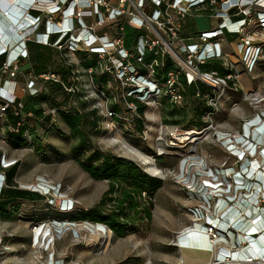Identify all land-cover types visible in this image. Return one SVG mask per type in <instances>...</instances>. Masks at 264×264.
Wrapping results in <instances>:
<instances>
[{"label":"built area","instance_id":"built-area-1","mask_svg":"<svg viewBox=\"0 0 264 264\" xmlns=\"http://www.w3.org/2000/svg\"><path fill=\"white\" fill-rule=\"evenodd\" d=\"M198 18L212 24L198 29ZM261 35L264 0H0V142L12 145L11 135H20L22 140L14 139L18 150L34 151L29 145L38 132L35 114L24 109L23 98L47 94L48 83H57L69 97L61 110L80 113L79 104H84L112 144L128 135L152 144L149 155L155 165L159 159H179L176 166L161 169L162 177L137 163L153 177H171L188 195L191 223L172 242L179 251L192 249L183 242L198 229L212 246L199 249L212 254L214 264H264L259 243L264 234V96L243 92L246 98L254 94L251 100L262 105L237 132L223 131L216 122L227 94L238 92L242 74L252 73L264 55ZM31 44L58 52L66 76L53 67L42 73L21 70ZM189 94L202 100L203 124L165 120L163 100L182 109ZM137 102L147 118L149 112L159 113L151 117L154 123L139 114ZM40 107L57 126L58 109L46 103ZM210 136L230 162L213 166L198 153ZM21 162L5 148L1 151L0 196L10 186L6 171ZM32 185L27 189L45 197L47 210L58 201L54 210L59 216H36L31 222L36 252L30 264H83L66 262L55 251L56 242L68 233L79 238L83 230L113 234L103 223L72 220L87 209L78 207L59 184L38 177ZM8 250L0 237V258Z\"/></svg>","mask_w":264,"mask_h":264},{"label":"rangeland","instance_id":"rangeland-1","mask_svg":"<svg viewBox=\"0 0 264 264\" xmlns=\"http://www.w3.org/2000/svg\"><path fill=\"white\" fill-rule=\"evenodd\" d=\"M198 22V29H204L212 24V20L209 18H198ZM261 37L264 40V35ZM50 52L55 61L59 63L58 52L55 50ZM231 60L238 63L239 57L232 54ZM29 67V64H25L21 66V70H26ZM61 68L63 69L59 71L65 72L63 75L66 76V67L62 65ZM96 81L98 80L96 79ZM238 86L240 87L238 92L234 91L227 94L222 109L216 118V122L221 126L220 129L231 133L240 130L242 121L253 115L256 106L261 107L262 105V102L257 104V101L251 100L254 94L246 98L243 92L249 91L259 94L261 97L264 96V55L252 73L242 74ZM230 88L231 90L234 89L232 83ZM228 96L230 98H227ZM163 103L161 113L165 120L172 118L169 121L178 120V122L187 125L195 119L197 126L204 122L201 99L188 98L182 109L165 99ZM137 104L139 105V114L146 121L154 123L153 118H147L146 112L143 111V105L138 102ZM79 106H82V103ZM150 108L151 106H147V109ZM117 110L122 111L121 108H117ZM175 112L178 115H175ZM93 113L95 114V112ZM56 128L47 134L45 139L48 145L42 149V152L30 151L29 149L18 150L16 157H19L22 162L16 183L21 189H27L32 187L38 177H45L51 183L59 184L62 192L73 198L78 207L95 210L97 206H100L101 196L108 189V181L92 178L89 172L76 162L77 157L72 151V145H75V142L81 144L85 140L76 135H70L63 122L59 124L58 121ZM123 137L125 140L122 139L120 143L112 144L109 140L110 136L102 129L86 130L85 136L92 150L135 163H139L138 160H140L145 169L155 176L162 177L161 169L166 166H176L178 163L177 157H167L159 159L158 166L155 165L153 159H150L145 165L144 154H152V144L128 135ZM2 145L5 149L9 148L0 142V147ZM198 153L205 155L208 158V163L213 166H221L225 161L230 162L226 151L214 136H210L198 146ZM57 205L58 201L56 200L51 205L52 208L47 210V202L28 203L20 201L12 205L16 206L13 209L9 210L8 208L4 213H0V237L10 249L0 258V262L3 261L4 264L24 262L30 264L36 252L35 247H32L31 222L36 216L47 219L49 216L58 215L54 210ZM188 205H191V202L188 200L187 193L171 177L167 176L154 195L153 217L150 222L138 221L135 231L125 236H119L120 231H116L115 234H105L97 229H93L92 232L80 231L79 238H74L68 233L62 240L56 242L55 251L60 257L65 258L66 262L70 263L79 261L83 264H186L182 261V252L172 242L177 235L176 233L191 223L187 210ZM107 209L109 208L107 207ZM182 251L190 257L199 256L190 250ZM203 259L210 261L211 258L205 256Z\"/></svg>","mask_w":264,"mask_h":264},{"label":"trees","instance_id":"trees-1","mask_svg":"<svg viewBox=\"0 0 264 264\" xmlns=\"http://www.w3.org/2000/svg\"><path fill=\"white\" fill-rule=\"evenodd\" d=\"M30 47L32 49L43 46L39 47L31 44ZM50 55V50L36 54V68L34 69L36 73H42L49 68ZM57 63L58 61H52L50 67H53L55 72L64 74L65 72L61 73L59 71L63 68ZM47 86L49 90L47 94L28 95L33 99L34 103L24 102V109L31 110L35 114L34 123L38 132H33L34 139L29 146L36 152H42V149L46 148L48 145L45 139L47 134L57 129V126L50 124L51 115H45L44 109L41 107L37 109V104L46 103L50 108L58 109L59 118L70 126L78 127L83 123V118L80 117L79 113L72 114L61 110L62 107L68 104L69 99L68 95L61 89V86L54 82H49ZM188 98H191L190 94ZM172 122L186 126L178 122V120ZM11 137L12 145L20 147V143H15L14 139L20 140L22 136L11 135ZM81 139L85 140V142L81 144L75 142L76 144L72 145V151L77 157L76 162L85 171H88L92 178L107 180L108 189L99 203L100 206H97L95 210L87 209L77 212L72 217V220L103 223L112 230L113 234L116 231H120L121 234L119 236L134 232L138 221L142 222L145 220L150 222L153 217L154 195L162 186L163 179L145 173L133 161H126L116 156L113 157L101 154L97 150H92L86 138L82 137ZM19 166L20 163L6 171L8 185L13 182ZM20 201L28 203L45 202V197L28 189L9 186L3 190L0 196V213H4L8 208L9 210L13 209L16 206L12 205ZM107 207L109 209L106 210Z\"/></svg>","mask_w":264,"mask_h":264},{"label":"crops","instance_id":"crops-1","mask_svg":"<svg viewBox=\"0 0 264 264\" xmlns=\"http://www.w3.org/2000/svg\"><path fill=\"white\" fill-rule=\"evenodd\" d=\"M33 45H36V44H33ZM39 47H40V45H38ZM31 48V47H30ZM45 47H41V48H32V49H30V57H29V59H27V60H23L22 61V63H21V66H23V65H25V64H29L30 65V67L28 68V69H26V70H23V71H29V70H34L35 68H36V54H39V52H41V53H44V52H46V50L44 49ZM46 49H47V47H46ZM48 50H52V49H50V48H48L47 49V51ZM51 57H50V62H48L49 63V67H50V65H52L51 64V62L52 61H55V59H54V57L52 56V55H50ZM23 102H28L29 104H32V103H34V101H33V99L32 98H30L28 95L27 96H24V98H23ZM47 105V104H46ZM83 107V109H80V108H82ZM36 108L38 109V108H40V105H38L37 104V106H36ZM47 108H50L48 105H47ZM79 109H80V113H79V115H80V117H82L83 118V123L81 124V125H79L78 127H75V126H70V125H68V124H66L62 119H60L59 120V124H61L62 122L63 123H65V125L67 126V128H68V130H69V133H70V135H76V136H78V138L79 137H83V138H85V136H86V130H92V129H94V130H96V129H98V123H97V120L95 119V117H94V113H93V111H87L86 109H85V106H84V104H82V106H80L79 107ZM45 111H46V109H44V113H45ZM92 114V116H90ZM45 115H48L47 113H45ZM149 116H151V117H154V118H158V116H159V113L157 114V113H155L154 111H152V112H149V114H148ZM12 118V117H11ZM5 129L6 130H8L7 129V127L5 126ZM8 134H9V132L8 131H6ZM77 138V139H78ZM9 148L7 149L6 148V150H7V152L9 153V155L11 156V157H16L17 155H18V147H15V146H13V145H9L8 146ZM4 149V146L2 145V147H0V155H1V151ZM13 150H14V152H16L17 151V153H14L13 152ZM16 150V151H15ZM19 169H20V167H19ZM19 169H18V171H17V173H16V175H15V178H14V180H13V182L11 183V184H9L11 187H17V188H19V186L17 185V181H16V179H17V175H18V172H19ZM91 176V175H90ZM104 195V194H103ZM103 195L101 196V199H102V197H103ZM180 252H182L183 253V251H181L180 250ZM188 252V251H187ZM190 252H194V253H197V254H199V256L198 257H201L202 259H203V257H205V256H208L209 257V255L208 254H205V253H201V252H196V251H191L190 250ZM182 256V255H181ZM204 262H206L204 259L203 260H200V261H196V262H194L193 264H202V263H204ZM184 263H186V264H191V263H188V262H184Z\"/></svg>","mask_w":264,"mask_h":264},{"label":"bare ground","instance_id":"bare-ground-1","mask_svg":"<svg viewBox=\"0 0 264 264\" xmlns=\"http://www.w3.org/2000/svg\"><path fill=\"white\" fill-rule=\"evenodd\" d=\"M150 159H152V157L151 156H149V155H147V154H144V161H145V165H146V163L150 160ZM35 185V186H34ZM34 185H32V187L34 186L35 188L37 187L36 186V184H34ZM253 218H254V216H252ZM234 220V219H233ZM235 221V220H234ZM261 223V222H260ZM259 223V224H260ZM262 226H264V223L262 222V224L260 225V227H261V229H262ZM255 228H252L251 230H254ZM191 230L192 229H188L187 231H185V233H187L188 234V232H191ZM263 230V229H262ZM246 238L247 237H241V239L242 240H244V241H246ZM183 243H185V244H190L191 246H192V249H189V250H191V251H196V252H201V253H205V254H208L209 255V257L212 259V254H210V253H206V252H202L200 249H199V246L200 247H202V248H211L212 246L211 245H209V243H208V237H206V235L204 234V233H201V231L200 230H198V229H196L195 230V234L194 235H192V236H188L186 239H185V241L183 242ZM259 243H260V245H261V243H262V245H264V234H263V236L261 237V239L259 240ZM255 245H253V247H254ZM264 252V251H263ZM262 256V255H261ZM237 257V256H236ZM235 257V258H236ZM182 261H183V263L184 262H188V263H191V264H193L194 262H196V261H200V260H203L201 257H190L189 255H186L184 252L182 253ZM211 259H210V261H206V262H204V263H202V264H214L212 261H211Z\"/></svg>","mask_w":264,"mask_h":264}]
</instances>
